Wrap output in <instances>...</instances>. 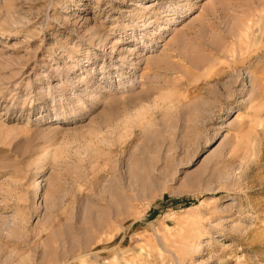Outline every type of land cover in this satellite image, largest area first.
Segmentation results:
<instances>
[{"label": "rangeland", "instance_id": "374dc122", "mask_svg": "<svg viewBox=\"0 0 264 264\" xmlns=\"http://www.w3.org/2000/svg\"><path fill=\"white\" fill-rule=\"evenodd\" d=\"M0 264H264V0H0Z\"/></svg>", "mask_w": 264, "mask_h": 264}]
</instances>
